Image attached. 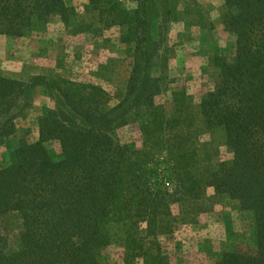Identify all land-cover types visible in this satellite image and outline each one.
<instances>
[{"label": "trees", "instance_id": "16d2710c", "mask_svg": "<svg viewBox=\"0 0 264 264\" xmlns=\"http://www.w3.org/2000/svg\"><path fill=\"white\" fill-rule=\"evenodd\" d=\"M225 2L230 9L225 25L237 37L235 50L215 57L220 72L200 107L207 125L224 129L233 158L208 171L204 183L254 214L257 250L226 252L214 264H264V0ZM89 3L107 12L112 24L128 25L135 55L125 102L133 110L150 111L148 131L164 130L155 99L163 84L150 72L156 48L148 46L146 11L129 12L111 0ZM55 15L68 31L83 30L65 0H0V39L22 36L35 20ZM41 85L55 90L66 108L41 117L38 140L22 139L0 168V264H102V252L112 242L111 225L123 227L127 259L168 264L158 237L171 231L172 203L192 198L202 183L196 154L177 138L170 140L177 188L170 194L156 189L146 167L149 147L136 150L115 138L127 122L125 102L109 107L100 86L44 76L23 81L0 75V139L16 132L15 119L27 103L15 110ZM53 145L59 155L50 150ZM10 214L21 223L13 251L3 227Z\"/></svg>", "mask_w": 264, "mask_h": 264}, {"label": "rangeland", "instance_id": "374dc122", "mask_svg": "<svg viewBox=\"0 0 264 264\" xmlns=\"http://www.w3.org/2000/svg\"><path fill=\"white\" fill-rule=\"evenodd\" d=\"M65 1L83 30L68 31L55 15L35 20L22 36H1L0 75L97 85L105 90L109 107L124 103L135 55V41L126 36L128 25L112 24L111 16L93 9L89 0ZM111 1L129 12L146 11L148 46L156 48L150 72L163 84L162 94L155 98L156 111L158 120L166 123L164 130L148 131L150 111L133 110L125 102L127 122L115 132L116 140L136 150L149 147L146 167L156 189L170 194L177 188L170 140L182 141L188 152L196 154V173L202 179L195 196L172 203L171 231L158 237L168 264H214L226 252H255L254 214L229 194L217 193L204 183L208 171L233 158L224 129L207 125L200 107L220 72L215 57L232 55L235 50L237 37L225 25L230 13L225 0ZM26 103L15 119L16 132L0 139V168L8 165L22 139L38 140L41 117L57 107L66 108L60 95L45 85L29 91L15 111ZM173 119L178 123L170 124ZM50 150L59 155L57 145ZM20 224L16 214L4 220L9 251L19 245ZM110 232L112 242L102 252V264H143L141 259H127L121 225H111Z\"/></svg>", "mask_w": 264, "mask_h": 264}]
</instances>
